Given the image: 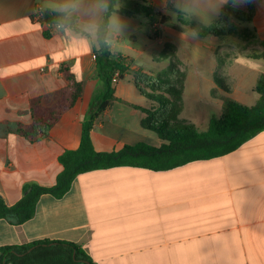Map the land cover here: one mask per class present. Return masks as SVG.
<instances>
[{
    "label": "crops",
    "instance_id": "obj_1",
    "mask_svg": "<svg viewBox=\"0 0 264 264\" xmlns=\"http://www.w3.org/2000/svg\"><path fill=\"white\" fill-rule=\"evenodd\" d=\"M143 1L168 20L153 37L142 14H115L127 24L116 38L115 52L133 60L132 72L178 80L171 73L175 66L184 73L181 105L210 107L218 117L224 97L247 106L257 103L254 88L264 75V0H250L254 17L244 35L198 39L189 38V27L173 20L164 0ZM59 3L0 0V197L8 206L21 200L30 185L56 184L63 170L59 158L79 148L82 121L102 87L94 55L97 40L35 20L41 7L55 12ZM136 3L143 2L117 0L116 9ZM71 18L82 29V18ZM65 65L81 83L82 96L47 139L31 142L17 128L33 125L32 100L48 107L57 102ZM155 108L127 73L94 125L95 149L113 152L140 142L161 147L159 137L142 125L143 110ZM205 112L192 116L200 131L208 129L199 128L203 123L209 126ZM40 241L80 245L96 264H264V131L228 155L168 171L117 167L84 173L63 198L42 195L31 220L13 225L0 219V248Z\"/></svg>",
    "mask_w": 264,
    "mask_h": 264
},
{
    "label": "trees",
    "instance_id": "obj_2",
    "mask_svg": "<svg viewBox=\"0 0 264 264\" xmlns=\"http://www.w3.org/2000/svg\"><path fill=\"white\" fill-rule=\"evenodd\" d=\"M117 10V0H109L110 12L134 16L142 14L149 25L160 26L168 18L147 6L145 1ZM254 17V7L250 0L238 7L225 6L222 15L214 25L200 29L199 38L215 36L225 38L244 35L238 29L234 20L249 23ZM182 24L183 22L180 21ZM38 23L51 27L60 25L71 28L83 34L75 18H65L63 22L56 20V13L46 11L38 13ZM189 27L187 22L183 24ZM157 37V29L152 31ZM102 48L103 53L97 52ZM170 49V47H167ZM97 78L102 87L95 91L88 112L82 121L81 143L77 150L65 151L59 158L63 166L52 187H42L37 184L31 188L16 204L8 206L0 197V219L13 225H21L35 216L36 206L42 195L49 194L56 199L63 198L70 190L73 181L81 174L106 170L117 167H137L155 172L168 171L194 161L210 160L228 155L257 134L264 131V75L258 79L254 91L259 95L257 103L247 106L231 98L224 97L223 113L212 118L206 131H200L194 124L180 118L182 113L184 73H171L178 77H162L150 72L138 70L132 72L134 62L129 57L118 52H109L103 44L97 41L95 50ZM249 57L259 59L263 55L250 54ZM65 86L60 91L57 102L53 106L44 105L35 99L30 103V114L33 125H19L17 132L31 142H37L49 137L50 129L62 116L71 110L82 96V85L77 81L70 68H61ZM127 73H132L133 83L140 94L157 105L155 110H143L146 117L142 125L154 133L162 141L159 148L140 142L124 146L119 151L98 152L93 144L92 132L95 123L115 100V86L124 79ZM221 87L229 92L223 85ZM30 130H35L31 133ZM0 264H96L80 245L64 241H40L24 246H6L0 248Z\"/></svg>",
    "mask_w": 264,
    "mask_h": 264
},
{
    "label": "clouds",
    "instance_id": "obj_3",
    "mask_svg": "<svg viewBox=\"0 0 264 264\" xmlns=\"http://www.w3.org/2000/svg\"><path fill=\"white\" fill-rule=\"evenodd\" d=\"M246 2L247 0H164L166 11L171 5L169 14L174 21H182L183 24L187 22L188 36L191 39L199 38L200 29L214 25L225 6L238 7ZM53 10L58 22L79 15L84 21L83 33L89 41L95 39L102 42L103 48L112 53L117 49L116 38L127 28V24L118 15L110 12L109 0H60ZM39 11L44 13L48 9L41 7ZM92 47L90 43V51ZM96 51L103 53V49L99 47Z\"/></svg>",
    "mask_w": 264,
    "mask_h": 264
},
{
    "label": "rangeland",
    "instance_id": "obj_4",
    "mask_svg": "<svg viewBox=\"0 0 264 264\" xmlns=\"http://www.w3.org/2000/svg\"><path fill=\"white\" fill-rule=\"evenodd\" d=\"M233 23H235V25H237L238 26V29L239 30H241V31H243V33H247V32H249V29L245 26L246 25V23H241V24H238V22L237 21H235L234 20V22ZM248 35H249V33H248ZM250 36V35H249ZM248 36V37H249ZM252 39V38H251ZM221 59H223L222 57H221ZM165 76V75H164ZM184 106V112H182V118H184V120H186V121H188V122H192L193 121V117L192 116H194V115H196L197 114V112H200V111H202V110H204V112L207 114L206 115V117H208L209 118V120H211L212 118H214V117H216V118H218V116H219V113L216 111V110H212L210 107H208V108H203V109H200V110H197L199 107H197V105H195V103H192V102H190V103H184L183 105H182V107ZM203 107V106H202ZM183 120V119H182ZM194 122V121H193ZM204 125H201V126H199V128L201 129V130H206L207 129V127H208V123L206 124V123H203ZM155 136H157V135H155Z\"/></svg>",
    "mask_w": 264,
    "mask_h": 264
},
{
    "label": "built area",
    "instance_id": "obj_5",
    "mask_svg": "<svg viewBox=\"0 0 264 264\" xmlns=\"http://www.w3.org/2000/svg\"><path fill=\"white\" fill-rule=\"evenodd\" d=\"M38 13H39V12H37L36 15H35V20H36V21H38ZM58 26H60V25H58ZM156 28H157V26H154V27H153V29H155V30H156Z\"/></svg>",
    "mask_w": 264,
    "mask_h": 264
}]
</instances>
